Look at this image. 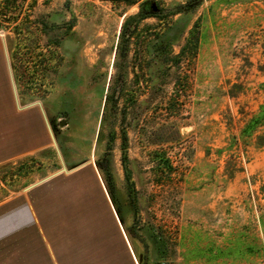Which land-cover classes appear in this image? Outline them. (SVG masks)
<instances>
[{
	"label": "rangeland",
	"instance_id": "rangeland-1",
	"mask_svg": "<svg viewBox=\"0 0 264 264\" xmlns=\"http://www.w3.org/2000/svg\"><path fill=\"white\" fill-rule=\"evenodd\" d=\"M14 1L0 38L56 144L0 167V201L89 161L100 264H264V0Z\"/></svg>",
	"mask_w": 264,
	"mask_h": 264
},
{
	"label": "crops",
	"instance_id": "crops-1",
	"mask_svg": "<svg viewBox=\"0 0 264 264\" xmlns=\"http://www.w3.org/2000/svg\"><path fill=\"white\" fill-rule=\"evenodd\" d=\"M36 102L21 99L0 38V167L51 148L48 115ZM88 162L69 163L70 176L51 174L0 201V264H100L101 239L116 255L115 225L105 233L108 212L94 210L100 187ZM121 232L118 252L127 260Z\"/></svg>",
	"mask_w": 264,
	"mask_h": 264
},
{
	"label": "trees",
	"instance_id": "trees-1",
	"mask_svg": "<svg viewBox=\"0 0 264 264\" xmlns=\"http://www.w3.org/2000/svg\"><path fill=\"white\" fill-rule=\"evenodd\" d=\"M114 1H123L126 4H134L139 0H114ZM14 2H17L16 9H18L19 6L23 5V0H18V1H14ZM10 3H11L10 0H0V14H1L2 10L5 9V7H6L5 5H7V7H8V4H10ZM24 29L25 28H22L21 31ZM25 31H28V29H26ZM39 33H40V35L34 33V42L36 44L34 47L35 48L34 50H38V51H36L37 55H41V53L43 52V45L40 44V41H39L40 36H41V32H39ZM12 68L15 69L13 65H12Z\"/></svg>",
	"mask_w": 264,
	"mask_h": 264
},
{
	"label": "water",
	"instance_id": "water-1",
	"mask_svg": "<svg viewBox=\"0 0 264 264\" xmlns=\"http://www.w3.org/2000/svg\"><path fill=\"white\" fill-rule=\"evenodd\" d=\"M36 103H38V104L40 105V102H39V101H37ZM64 123H65V121H61V122H60V125H63ZM49 129H50V126H49ZM50 130H51V129H50ZM51 134H52L53 143L56 144L55 139H54V137H53V133H52V131H51ZM57 152L59 153V150H58V149H57ZM62 169L65 170V167L63 166Z\"/></svg>",
	"mask_w": 264,
	"mask_h": 264
}]
</instances>
